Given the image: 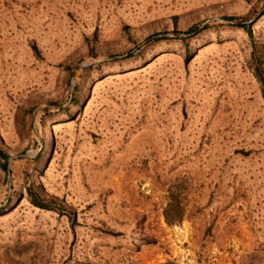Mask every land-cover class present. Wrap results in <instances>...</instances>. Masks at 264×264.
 <instances>
[{"label":"rangeland","instance_id":"obj_1","mask_svg":"<svg viewBox=\"0 0 264 264\" xmlns=\"http://www.w3.org/2000/svg\"><path fill=\"white\" fill-rule=\"evenodd\" d=\"M253 52L264 0H0V264H264Z\"/></svg>","mask_w":264,"mask_h":264},{"label":"trees","instance_id":"obj_2","mask_svg":"<svg viewBox=\"0 0 264 264\" xmlns=\"http://www.w3.org/2000/svg\"><path fill=\"white\" fill-rule=\"evenodd\" d=\"M234 17H228L225 16L223 17V20L227 21L228 23H232V21H234ZM236 25H238L241 29H243L247 35L249 36V38L252 39V31L251 28L249 27V25H247L245 22H239ZM206 26H203L202 28L198 25H194L188 28V30L182 34H196L198 33L201 29H205ZM173 35H176V37H179L181 35V32L179 31H172L171 32ZM158 35H161L160 33H153L150 36H148L147 40L152 39L154 37H157ZM162 39V38H161ZM180 40H183V38H179ZM137 47V45L135 46ZM252 60H253V73L259 83L260 86V93H261V97L262 100L264 102V68H263V64L261 63L259 57L253 52L252 54ZM8 158L9 156L2 151V149L0 148V166L1 169L4 172H7V162H8ZM26 193H27V198L28 201L31 205H33L36 208H40V209H44V210H55L58 211L59 213H63L61 206L59 204H57L56 202L58 201L57 198H47L45 196H42L41 194L39 195L37 193V191L31 186V185H27L26 187ZM66 215L69 216V218H71L72 216L70 214ZM171 216L168 215V213H166L165 211V222L168 225H172L174 223H178L181 221V218H175V219H171ZM164 264H175L174 262H170L167 261Z\"/></svg>","mask_w":264,"mask_h":264}]
</instances>
